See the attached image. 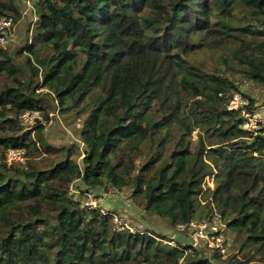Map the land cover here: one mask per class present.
I'll return each mask as SVG.
<instances>
[{"label":"trees","instance_id":"trees-1","mask_svg":"<svg viewBox=\"0 0 264 264\" xmlns=\"http://www.w3.org/2000/svg\"><path fill=\"white\" fill-rule=\"evenodd\" d=\"M34 8L23 60L0 44V264H264V127L244 130L228 108L241 91L230 70L264 84V0H36ZM3 16L20 20L16 0H0ZM46 95L80 121L82 148L45 144L39 119L37 140L23 132L27 112L50 122ZM40 145L53 156L45 166L8 163L11 148L30 156ZM76 181L82 194L131 187L172 227L218 213L225 246L231 231L243 257L117 230L114 212L74 197Z\"/></svg>","mask_w":264,"mask_h":264},{"label":"rangeland","instance_id":"rangeland-1","mask_svg":"<svg viewBox=\"0 0 264 264\" xmlns=\"http://www.w3.org/2000/svg\"><path fill=\"white\" fill-rule=\"evenodd\" d=\"M35 1L30 3L27 0H16L17 7L22 11V17L16 22L14 28L7 32V37L4 42L0 44L12 52V56L15 62H21L23 60L22 56L18 54L20 48L24 45L26 39H32L33 37V23L36 18L35 16ZM202 58L207 61L209 68L211 66H216L214 58L210 55H202ZM218 59V57L216 58ZM221 68H225V64L221 65ZM239 85L241 91L237 92L246 99L250 104L251 98H253V112L264 121V84L256 83L242 77V74L236 71H229V74ZM47 92V89H42ZM41 91V90H40ZM47 100L49 108V115L51 117L50 122L46 123L43 116L38 111L37 118L31 124H24L23 132L33 140H37L36 130L34 125L37 119L42 120L45 124V128L42 132L45 144L50 145L55 148H62L64 146H69L72 143H79L82 148L83 144L79 142L78 128L81 125L79 120L71 122L72 116L68 117L67 120L60 114L58 108H54V103L50 97L47 95L44 100ZM197 138L195 134L194 139ZM40 150H35L32 148V154L26 157L24 162L20 163L26 165L27 161L30 159L32 161L39 162L41 166H45L47 161L45 158L52 156L48 150L45 149L44 145H40ZM53 157V156H52ZM78 161L80 157L78 155L74 156ZM77 187H82L79 181L73 183L72 187L74 190L73 195L75 198H80L84 200V194ZM76 188V189H75ZM98 199L100 205L105 209H109L121 220H125L132 227L142 229L143 231H153L157 235H165L166 239H173L176 243L177 240L187 241L186 234L178 231L177 227H172L168 221L154 215L147 213L144 209V200L141 196H133L132 188L126 187L121 191H117L111 187L97 188L93 190ZM115 225V223H114ZM116 226V225H115ZM227 246L225 250V255H232L237 253L240 258L243 257L238 251L237 241L234 239V234L231 231H227ZM204 247V246H203ZM209 254V252H208Z\"/></svg>","mask_w":264,"mask_h":264},{"label":"built area","instance_id":"built-area-1","mask_svg":"<svg viewBox=\"0 0 264 264\" xmlns=\"http://www.w3.org/2000/svg\"><path fill=\"white\" fill-rule=\"evenodd\" d=\"M36 0H27V2ZM16 22L12 16H3L0 18V42H4L7 37V32L14 28ZM228 108L233 109L243 117L242 128L246 131L257 133L264 127V121L249 108V103L239 94H234L228 102ZM38 111L27 112L23 115L24 124H31L37 118ZM27 157V152L23 148H11L8 151V163H22ZM72 190H74L72 188ZM83 205L87 208H97L103 214L111 213L109 209H105L100 205L96 195L91 191L84 193ZM113 220L117 230L130 229L135 232H142L138 227H132L125 220H121L113 213ZM225 228L226 225L218 213H215L208 219H192L188 222L180 223L177 227L178 231L186 234L187 241H181V244L186 246H204L208 248H220L222 252L226 250L225 242ZM175 244L174 240L167 241Z\"/></svg>","mask_w":264,"mask_h":264}]
</instances>
